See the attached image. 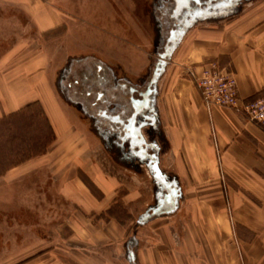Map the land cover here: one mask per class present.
I'll list each match as a JSON object with an SVG mask.
<instances>
[{
  "label": "rangeland",
  "instance_id": "obj_1",
  "mask_svg": "<svg viewBox=\"0 0 264 264\" xmlns=\"http://www.w3.org/2000/svg\"><path fill=\"white\" fill-rule=\"evenodd\" d=\"M52 2L60 9L64 24L41 32L33 47L30 44L37 31L27 15L13 9L0 19V57L14 48L10 55L18 51L17 57L23 61L20 64L27 66L30 53L33 52L32 57L41 55L39 59L46 67L36 73H46L42 79L55 86L59 100L49 86V93L43 89L42 93L48 100L53 98L59 103L69 124L66 129L59 126L63 136L56 140V132L39 102L31 115L27 114L32 117L24 119L26 124L21 129L31 137H39L47 129L45 117L53 128L55 140L42 155L11 168L9 177L13 180L7 173L0 176V264L34 261V264H126L127 239L133 234L139 215L154 199L151 179L144 166L137 164L136 169H130L115 161L84 126L74 108L60 97L56 80L69 55L84 53H96L134 73L143 70L150 54H154L155 25L147 9L150 0ZM263 4L264 0L244 1L230 15L213 21H228L231 17L234 20L237 15L245 11L244 15L248 14ZM174 63L171 65L175 70L179 64ZM188 81H191L189 74ZM200 96L205 105L201 93ZM158 105L159 130H155L154 136L159 134L163 137L160 141L167 142L176 127L167 125L164 113L169 111L172 119H177L174 110L177 104L172 94L167 96L163 90ZM172 119L168 117V122ZM17 124L10 125V129L15 130ZM17 145L16 141L12 143V134L0 140V170L18 159L16 156L4 162L1 158L2 153L15 155ZM13 170L22 172L17 176ZM187 192L193 198V189ZM190 210V206H185L179 215L177 212L154 221L150 229L148 225L139 228V234L144 236L142 246L151 245L145 241V235L152 236L154 232L163 234L168 244L176 245L177 227L182 234L177 222L188 217ZM111 219L114 220L110 222ZM113 223L116 229L112 228Z\"/></svg>",
  "mask_w": 264,
  "mask_h": 264
},
{
  "label": "crops",
  "instance_id": "obj_2",
  "mask_svg": "<svg viewBox=\"0 0 264 264\" xmlns=\"http://www.w3.org/2000/svg\"><path fill=\"white\" fill-rule=\"evenodd\" d=\"M13 9L27 15L37 31L31 47L41 32L64 24L52 0H0V19ZM245 12L234 20L196 23L185 33L161 78L160 91L172 94L177 104V119L169 111L164 113L167 125L176 130L172 129V139L166 142L162 166L183 190L176 213L190 206L191 214L177 222L182 234L177 227L176 245L168 244L163 234L145 235L151 245L140 244L138 264H264V128L231 109H208L188 81L189 69L217 61L235 75L242 101L264 94V4ZM13 50L0 57V119L39 102L59 139L63 136L59 126L66 129L69 124L59 103L43 94L56 92L51 82L43 81L44 71L36 73L46 67L41 55L32 57L30 53L26 66L20 64L18 51L10 55ZM174 62L179 64L175 70ZM14 172L19 176L22 170ZM190 189L193 198L187 196ZM148 226L150 229L151 224ZM139 233L135 238L143 243ZM126 264H130L128 258Z\"/></svg>",
  "mask_w": 264,
  "mask_h": 264
},
{
  "label": "flooded vegetation",
  "instance_id": "obj_3",
  "mask_svg": "<svg viewBox=\"0 0 264 264\" xmlns=\"http://www.w3.org/2000/svg\"><path fill=\"white\" fill-rule=\"evenodd\" d=\"M244 1L238 0L234 7L227 4L229 0H150L147 9L155 25L154 54H150L143 70L134 73L96 53H86L69 56L58 75L56 87L60 97L74 108L84 126L115 161L130 169H136L137 164L147 169L154 199L141 215L153 209L165 211L164 200L170 195L162 190L163 184L158 183L152 171L154 167L164 170L162 154L166 142H161L160 135L154 136V132L159 130L160 122V81L170 61L166 55L196 23L228 16ZM217 3L221 6L217 7ZM179 4L188 8L180 11ZM180 190L175 212L154 216L143 225L137 220L126 242L130 264H138L136 252L141 244L135 238L138 229L174 215L183 200L181 187Z\"/></svg>",
  "mask_w": 264,
  "mask_h": 264
},
{
  "label": "built area",
  "instance_id": "obj_4",
  "mask_svg": "<svg viewBox=\"0 0 264 264\" xmlns=\"http://www.w3.org/2000/svg\"><path fill=\"white\" fill-rule=\"evenodd\" d=\"M188 74L208 109H231L264 128V94L242 101L238 96L235 75L222 68L217 61L193 68Z\"/></svg>",
  "mask_w": 264,
  "mask_h": 264
},
{
  "label": "trees",
  "instance_id": "obj_5",
  "mask_svg": "<svg viewBox=\"0 0 264 264\" xmlns=\"http://www.w3.org/2000/svg\"><path fill=\"white\" fill-rule=\"evenodd\" d=\"M262 94H263V92H260L256 96H259ZM256 96H254V97H256ZM254 97H252V98H254ZM35 103L36 102L27 104L25 107L21 108L20 110L14 112V113H11V114L5 116L4 118L0 119V125L3 126V127H0V140L5 138L8 134H12V143H14L15 141L18 142L17 148L15 147V150H17L16 154L14 155L13 154L14 152H10L9 154L2 153V155H1V158H3L2 161L6 162L8 158L19 156L17 160H15V161L11 162L10 164L4 166L2 168V170H0V176H3L11 168L18 166V165L32 159L33 157H35L37 155H40V154L42 155L48 149L49 144L55 140V134H54L53 128H52L49 120H47L45 117H44V121H45V125H46L47 129L39 137H37V136L31 137V135L29 133H25L21 129V127H23V125L25 126V124H26V121H24V119L26 117L27 118L32 117V116H28V115H31L30 112L34 109L35 105H37ZM20 116H21V118L16 120ZM13 123H18L15 130L10 129V127H9ZM12 150H14V149H12ZM0 163H2V162H0Z\"/></svg>",
  "mask_w": 264,
  "mask_h": 264
},
{
  "label": "water",
  "instance_id": "obj_6",
  "mask_svg": "<svg viewBox=\"0 0 264 264\" xmlns=\"http://www.w3.org/2000/svg\"><path fill=\"white\" fill-rule=\"evenodd\" d=\"M179 1V0H176ZM187 2L189 0H186ZM230 2L227 3L229 4V6H236L238 3V0H229ZM179 10L182 11L183 8H188L187 5H181L179 4ZM217 7L221 6L219 5V3H217ZM216 7V6H215ZM178 47V44H174L171 51L166 55L167 61L171 60L172 58V54L173 51ZM164 71V68L160 70V74ZM160 76V75H159ZM158 76V77H159ZM154 172L153 176L156 178V180L158 181V183H162V190L167 191L170 193L169 196L166 197V200H164V204L165 206L162 207L165 208V211L162 210H158V209H153L152 212H145L143 215H141L138 219V223L140 225H143L145 223H147L152 217L154 216H161L163 214H170L175 212L178 209V201L179 198L181 197V190L180 187L178 185V181L175 177H171L169 176L167 173L163 172L160 168L158 167H154L153 170Z\"/></svg>",
  "mask_w": 264,
  "mask_h": 264
}]
</instances>
